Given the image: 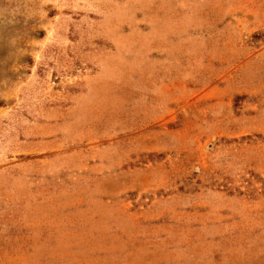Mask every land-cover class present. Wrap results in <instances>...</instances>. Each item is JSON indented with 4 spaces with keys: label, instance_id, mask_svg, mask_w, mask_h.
Here are the masks:
<instances>
[{
    "label": "rangeland",
    "instance_id": "rangeland-1",
    "mask_svg": "<svg viewBox=\"0 0 264 264\" xmlns=\"http://www.w3.org/2000/svg\"><path fill=\"white\" fill-rule=\"evenodd\" d=\"M0 264H264V0H0Z\"/></svg>",
    "mask_w": 264,
    "mask_h": 264
}]
</instances>
